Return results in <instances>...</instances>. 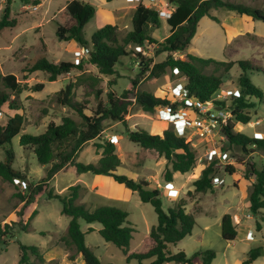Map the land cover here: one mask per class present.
<instances>
[{
    "label": "rangeland",
    "instance_id": "rangeland-1",
    "mask_svg": "<svg viewBox=\"0 0 264 264\" xmlns=\"http://www.w3.org/2000/svg\"><path fill=\"white\" fill-rule=\"evenodd\" d=\"M68 1L40 0V5L34 6L32 2L24 3L13 0L10 4L9 16L10 19L15 20V26L5 28L0 32V75L12 74L20 85L26 87L18 95H9L8 100L0 109V126H3L8 117L14 114L23 118L20 133L11 139L10 144L0 148V161L4 160L5 151L10 150L14 155L13 169L25 176V182L19 181L18 183L6 182L0 178V223L14 222L13 238L6 245H3L0 239V264H18L16 240L22 244L37 247L45 264H61L58 260L61 250L56 245L60 243L59 238L65 232L69 219L60 214V203L55 199H48L47 192L62 194L66 188L73 185H80L84 189L78 201H83L89 208L98 205L113 206L128 213L127 220L134 229L128 248L130 252H142L149 246L148 233L150 228L156 224V215L152 206L142 203L137 192L116 184L108 176L99 177L91 173L76 175L73 167L67 166L63 171L54 175L44 186L42 192L32 193V189L44 176L45 169L49 165H40L32 152L20 147L19 137L22 134H41L48 123L59 124L64 116L77 119L76 114L70 108L56 101V92L69 83L74 85L73 99L79 103H86V113L95 108L98 100L105 105L108 93H113L116 97H121L126 93L127 99L131 101L124 120L121 122L105 120L99 138L87 142L78 152L75 161L84 164L95 163L101 153L95 145L109 141L115 146V154L121 160L115 174L124 175L136 181L144 180L149 184V188H157L164 210L173 208L180 199L184 200L185 210L192 214L195 224L189 236L168 246L170 253L182 251L190 256L195 252L212 250L215 253L212 264H241L246 259L250 248L264 249V215L256 219L248 209V192L251 190L254 177L246 174L250 164L258 169L264 167V148L251 147L248 152H243L239 146L228 144L220 129L212 136L211 143L201 142L196 131L189 130L187 140L197 143V147L194 148L195 166L188 173H175L173 180L175 188L165 189L166 181L163 179V173L166 163L164 158L130 142L127 139V130L141 129L149 134L161 135L163 130L173 128L174 124L170 119H159L160 108L145 112L135 103L133 95L136 91H144L156 97H168L171 100L176 85H184L182 78L177 75L176 70L168 69L159 78H149L148 72L142 70L143 64L132 55V52L119 59L114 67L113 75L99 74L97 69L87 62V55H82L80 58L73 55L74 51L82 50L80 45L74 41L58 40L55 35V25L51 18ZM84 1L95 9L94 17L83 27L86 42H89L96 29L109 24L104 22L106 18L109 19L106 10L110 12L113 10V15H110L114 17L116 22L114 25L118 28L119 37H123L132 29L131 17L137 3L158 12L159 27L154 28L147 24L145 29L148 35L159 43L169 34V26L165 19L166 14L170 13L174 6L167 0ZM225 1L241 3L264 12V0ZM5 7L6 0H0V17ZM209 16L216 18L219 22L207 16L201 18L187 52L218 61L247 60L254 66L264 68V22L254 21L250 17L239 16L223 9H212L209 11ZM84 49L89 51L90 46ZM127 50L138 52L133 45L128 46ZM139 53L145 60H150L152 63L161 62L166 56L165 53L159 52L157 45H145L140 48ZM40 55H45L51 63L69 62L80 64L81 68H71L68 73L59 75L55 81L48 82L47 75L43 72L27 73L24 71ZM172 55L174 58H180L183 54L174 53ZM240 73V69L234 65L222 77L224 82L222 88L233 91L235 94L238 90L237 77ZM246 75L261 91L262 98L261 101L255 98L250 99L255 104L254 108L249 110L250 122L245 125L234 124L233 132L250 138H264V76L256 72H247ZM133 80L136 81L134 86L131 84ZM37 83H43L44 87L41 91L29 90V87ZM0 90H4L1 83ZM96 91H101L99 99L94 96ZM224 100L226 106H229L230 97ZM184 118L191 121L195 118V114L188 110ZM257 120L259 123L253 125ZM117 136H121V139ZM206 149H214L220 153V158L214 156L218 160L213 178H223L224 184L213 186L204 194L187 196V191L194 189L192 187L194 176H199L200 170L206 163L203 158ZM225 165L232 167V175L228 174ZM94 186H96L95 189ZM228 211H230L237 231L232 242L224 241L220 236V219ZM32 213H35L33 217ZM234 214L236 217L233 216ZM256 220L261 224L260 231L256 230ZM26 222H28L29 230L20 231V227ZM79 225L81 231L85 233L86 246L93 250L100 262L125 264L121 250L105 242L98 231L84 232L89 225L100 229L101 226L98 223L86 224L79 221ZM248 228L253 232V240L240 241L239 239L244 236ZM49 257H55L57 260L46 261ZM80 262L83 264L81 258ZM251 264H264V255L260 254Z\"/></svg>",
    "mask_w": 264,
    "mask_h": 264
},
{
    "label": "trees",
    "instance_id": "trees-1",
    "mask_svg": "<svg viewBox=\"0 0 264 264\" xmlns=\"http://www.w3.org/2000/svg\"><path fill=\"white\" fill-rule=\"evenodd\" d=\"M12 1L6 0V7L0 17V32L5 28L15 26V20L10 19L9 16ZM19 1L32 2L34 6L39 4V0ZM105 1L110 2L111 0ZM167 1L174 8L169 17L165 19L169 26V34L159 43L148 35L145 29L147 24L154 28L159 27L158 12L141 3H138L133 10L132 29L123 37H119L116 25L105 24L96 29L89 42H86L83 36V27L94 17L95 9L82 0H69L53 14L51 21L55 25V35L58 40L74 41L82 48L90 46L87 62L93 65L99 74L113 75L114 67L119 59L132 52V55L143 64L142 70L148 72L149 78H159L167 69L176 70L177 75L184 82L183 86L187 91V98L196 99L199 103L208 101L213 94L221 89L224 84L222 77L234 65H237L241 71L237 77V94L230 97L229 106H226L225 100L217 102L222 109L229 112V117L221 126V132L228 144L239 146L243 152H248L251 147L264 148V138H250L241 133L233 132L234 124L245 125L250 122L249 110L255 106L250 99L255 98L261 101L262 98L261 91L252 84L246 74L247 72H256L264 76V68L254 66L247 60L218 61L187 52L201 18L207 16L215 22H219L216 18L209 16L210 10L223 9L262 22H264V12L241 3L225 0ZM130 45L140 48L145 45H157L159 52L165 53L166 56L163 61L152 63L150 60H145L141 53L128 51L127 47ZM174 53L183 55L180 58H174L172 55ZM71 68L80 69L81 65L69 62L55 64L49 62L45 55H40L24 71L27 73L43 72L47 75V81L53 82L59 75L68 73ZM0 83L3 89L10 93L0 90V109L8 100L9 95H18L26 88L20 85L12 74L0 75ZM131 84L136 85V81L133 80ZM43 87V83H37L29 87V90L39 92ZM73 87L74 85L69 83L57 91L56 101L58 104L70 108L76 114L77 119L64 116L59 124L48 123L41 134H22L19 137L18 144L20 147L32 152L40 165H49L45 169L44 176L32 189V193L42 192L44 186L56 173L63 171L67 166H72L76 175L91 173L108 176L116 184L137 192L142 203H148L152 206L156 215V224L149 230L148 248L142 252H129V243L134 229L127 220L128 213L125 210L103 205L89 208L85 203L78 201L81 191L84 190L80 185L69 186L62 194H54L52 191H48V199L57 200L61 205L60 214L69 219L65 232L59 238L61 245L69 252L67 255L69 264H73L77 255L82 257L84 264H104L98 260L93 250L86 246L85 233L81 231L79 221L86 224L98 223L101 226L98 234L105 242L121 250L125 264H211L215 258V253L212 250L195 252L190 256L182 251L176 253L168 251L169 245H174L191 234L195 224L192 214L186 212V203L182 199L177 201L173 208L164 210L157 188H149V184L144 180L136 181L127 176L115 174L120 165V160L115 154V146L112 143L103 141L102 144L95 145L97 149L101 150L100 157L95 163L84 164L75 161L78 152L87 142L99 138L105 120L114 122L124 120L131 101L127 99L126 93L121 97L108 93L105 105L98 100L95 108L86 113V103H79L73 99ZM100 94L101 91H96L95 98L99 99ZM133 98L135 103L145 112L167 107L173 113L178 108H187L183 101L181 103L171 102L168 97L159 98L144 91L134 92ZM22 123L23 118L14 114L12 117H8L3 126H0V148L10 144L11 139L20 133ZM127 139L140 148L155 152L159 157L164 158L166 167L163 179L166 182L172 180L173 173L185 174L195 166L196 152L191 141H188L186 137L177 136L173 128L163 130L161 135L149 134L141 129L127 130ZM13 161V153L6 150L4 160L0 161L1 180L12 182L13 179H18L25 182V176L13 169ZM216 163L217 159L206 161L198 178L192 182L193 191H187V196L204 194L213 188L211 181L216 172ZM225 169L229 175L233 174L230 165H225ZM246 174L254 177L251 190L248 192V209L256 219H260L264 215V167L258 169L255 165L250 164ZM245 178L247 179V177ZM34 214L32 213L31 216L33 217ZM13 225L14 222L12 221L0 223V239H2L3 245H6L13 238ZM255 227L257 231H260L261 224L258 220L255 221ZM28 230V222L20 227L22 232ZM92 231L88 228L86 233ZM236 234L237 231L231 214H223L220 219L221 238L224 241L232 242ZM15 242L18 250V264H45V260L37 247L22 244L18 240ZM260 249L261 247L250 248L246 254V259L241 264H251L259 257ZM195 260L199 261L196 263Z\"/></svg>",
    "mask_w": 264,
    "mask_h": 264
},
{
    "label": "built area",
    "instance_id": "built-area-1",
    "mask_svg": "<svg viewBox=\"0 0 264 264\" xmlns=\"http://www.w3.org/2000/svg\"><path fill=\"white\" fill-rule=\"evenodd\" d=\"M33 9H35V7ZM169 15L170 13H167L166 18H168ZM135 49L138 52L140 51V47H135ZM87 54L88 50L84 48H82V50L80 51L73 52V55L79 58L82 57V55ZM236 94L237 92L234 94L233 91L221 88L215 94H213L208 101L199 103L196 99L187 98V91L185 90L184 86L181 84H177L176 88L173 90V94L171 95V102L181 103L183 101L184 104L187 105V108H179L180 110H176L172 113L167 107H163L159 109L158 116L160 120L170 119L173 122V129L177 136L186 137L189 130H195L197 133V137L201 142L205 141L211 143V138L214 133L219 129L221 131L222 124L229 117V112L222 109V107L217 102L223 101L225 98L231 97L232 95ZM188 110L192 111L195 114V118L191 121L184 118ZM258 123L259 121L257 120L253 123V125H256ZM191 145L193 148L197 147V143L191 142ZM214 156L220 158L221 155L214 149H209L203 154V158L206 161L217 159ZM13 181L16 183L19 182L18 179H13ZM211 184L213 186H222L224 184V180L222 178H213ZM172 187L173 186L171 183H165L164 185V188L167 190H171ZM239 240L252 241L253 232L251 230H247L245 235Z\"/></svg>",
    "mask_w": 264,
    "mask_h": 264
},
{
    "label": "crops",
    "instance_id": "crops-1",
    "mask_svg": "<svg viewBox=\"0 0 264 264\" xmlns=\"http://www.w3.org/2000/svg\"><path fill=\"white\" fill-rule=\"evenodd\" d=\"M40 1V0H39ZM82 1H84V0H82ZM143 1V0H142ZM85 2V1H84ZM138 4V3H137ZM136 4V5H137ZM38 6L40 5V3L39 4H37ZM135 5V6H136ZM135 6H134V8H135ZM134 8H133V10H134ZM112 12H113V10H112ZM112 12H110L109 10H106V13L107 14H109V16H108V18L109 19H105L104 20V22H106V23H109V24H115L116 22L114 21V17H112ZM110 14H112V15H110ZM113 18V19H112ZM160 135V134H159ZM118 137V139H121V136H117ZM120 160V159H119ZM166 163V162H165ZM120 164H121V160H120ZM165 167H166V165H165ZM116 172V171H115ZM97 176H99V177H101V176H103V175H97ZM174 176H175V173H173V175H172V180L170 181V182H166V183H171L172 184V186L175 188V186H174V184H173V180H174ZM198 178V175H195L194 176V179H197ZM223 179V178H222ZM251 181H253L252 179H251ZM95 185V184H94ZM97 185V184H96ZM95 187L96 186H94L93 188L95 189ZM84 188H87V187H84ZM96 192H98L97 190H96ZM82 203H83V201H82ZM230 211H228L227 213H229ZM233 216H235L236 217V215L234 214ZM88 228H90V229H92L93 231H98L99 229L98 228H94L93 226H91V225H89V226H87L86 227V230L84 231V232H86L87 231V229ZM247 230H251V229H247ZM246 230V231H247ZM252 231V230H251ZM90 233V232H89ZM246 233V232H245ZM245 235V234H244ZM84 237H85V234H84ZM58 248H60V250H61V255H60V258L58 259V260H60L61 261V264H69L68 263V261H66L67 260V255H68V253H67V251L64 249V247L61 245V243H58L57 245H56ZM130 252V251H129ZM122 253V252H121ZM122 257H123V260L125 259L124 258V255L122 254ZM80 258H81V260H82V257L80 256V255H77L76 257H75V260H74V262H76V264H82L81 262H80ZM52 260H57L55 257L54 258H52V257H49L48 259H46V261H52ZM122 260V259H121ZM213 261V260H212ZM67 262V263H66ZM195 262L197 263L198 262V260H195ZM103 263V262H102ZM106 263H112V262H106ZM83 264H84V262H83ZM105 264V263H104ZM211 264H212V262H211Z\"/></svg>",
    "mask_w": 264,
    "mask_h": 264
},
{
    "label": "water",
    "instance_id": "water-1",
    "mask_svg": "<svg viewBox=\"0 0 264 264\" xmlns=\"http://www.w3.org/2000/svg\"><path fill=\"white\" fill-rule=\"evenodd\" d=\"M260 254L264 255V249H262V248L260 249Z\"/></svg>",
    "mask_w": 264,
    "mask_h": 264
}]
</instances>
